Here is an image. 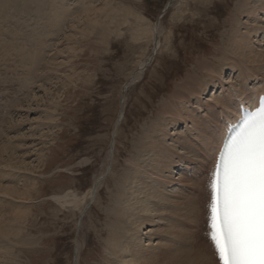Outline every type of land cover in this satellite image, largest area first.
I'll return each mask as SVG.
<instances>
[{
	"label": "rangeland",
	"instance_id": "rangeland-1",
	"mask_svg": "<svg viewBox=\"0 0 264 264\" xmlns=\"http://www.w3.org/2000/svg\"><path fill=\"white\" fill-rule=\"evenodd\" d=\"M64 1L62 14L68 15L54 27L52 38L48 36L52 40L45 38L52 50L46 49L43 65L30 80L27 101H21L17 110L12 107L0 131V149L5 148L0 150V185L21 193L13 201L19 205V221L11 218L10 201L4 202V230H13V237L3 242L6 246H0L13 255L5 264H107L117 225L111 217L116 193L129 184L126 177L122 179L127 162L140 152L142 130L163 121L158 117L159 104L171 95L174 85L194 75L196 63L210 62L223 70L226 82H234L233 72L225 68L224 53L239 31L250 35V49L264 51V17L256 12L262 22L253 33L248 27L256 22L243 13L252 0ZM17 4L22 9L4 12L10 19L2 22L1 31L15 43L0 36L2 68L11 62L15 48L32 44L41 29L28 3ZM54 6L50 4L49 11L59 14ZM19 32L29 34V40L20 42ZM144 59L148 61L144 71L134 76ZM17 67L5 66L8 72ZM248 74L264 77L258 71ZM219 94L209 90L203 99ZM8 114L0 111L2 116ZM184 130L182 125L168 129L174 138ZM9 160L20 166L16 174L3 168L2 162ZM174 171L182 175L179 168ZM151 229L139 231L142 247L160 242L148 241Z\"/></svg>",
	"mask_w": 264,
	"mask_h": 264
},
{
	"label": "bare ground",
	"instance_id": "bare-ground-1",
	"mask_svg": "<svg viewBox=\"0 0 264 264\" xmlns=\"http://www.w3.org/2000/svg\"><path fill=\"white\" fill-rule=\"evenodd\" d=\"M7 1H12V3L8 4ZM19 1L28 3L27 6L31 9L29 11L33 12L34 17L37 18L41 29L35 35L38 37H30L32 44H25V48L22 49L15 48L16 53L13 58L15 62L17 61L18 67L12 62L13 58H10L11 62L5 64L4 68L0 65V111H6L7 114L12 107L15 108L28 97L30 80L43 65L44 54L50 45L45 42V38L48 36L52 38L54 27L61 25L68 15L67 12L65 15L62 14L66 9L64 0H1L0 36H3L2 22L10 19V15L5 14L6 10L11 9L12 12H16L22 9L23 6L17 4ZM252 1L251 6L244 5L243 13L247 15V18L256 22L248 27V30L253 32L255 26L257 27V24L262 22L261 18L256 16V12L264 17V0ZM50 4H54V8L58 9L60 13L55 14L54 11H49ZM27 22L26 25H29ZM32 26L29 28L33 29ZM19 33L23 35L22 38L20 37V42L29 40V34ZM20 35L16 37L18 38ZM249 36L246 32L241 31L232 35L229 48L224 53L228 57L224 62L225 68H229L233 72L234 82H226L221 76L223 70L210 62L196 63L194 75L186 76L181 83L174 85L171 95L159 104L158 117L163 121L150 125L149 131L142 130L140 152H138L137 158L132 157L133 159L127 162L129 168L127 167L128 170L125 171L122 179L124 180L126 177L129 184L124 186L122 192L116 193L118 201L112 208L114 210L111 217L114 218L117 225L112 236L113 241L109 244L110 248L107 251V264H217L215 253L206 234L207 212L205 205L209 197L204 185L211 171L219 143L225 135L226 123L236 122L233 121V117L238 116L239 105L252 110L256 108L259 95H264V77L248 74L258 71L260 75H264V51L257 53L254 49H250L248 47L251 44ZM3 37L0 38L4 41L11 40L12 44L15 43L9 37ZM51 38L48 40H52ZM49 49L51 48L49 47ZM236 59L238 61L234 62ZM148 61L144 59L138 63V69L134 76L144 71ZM242 61L247 62L248 65L246 66ZM5 66H15L18 69L8 72L9 69ZM51 71L48 69L47 73L50 74ZM200 75L205 76L206 79L201 80L198 77ZM8 78L10 81H7ZM215 89L220 91L218 96L213 95L206 100L203 99L209 90ZM193 112L196 113L193 114ZM10 115L11 112L7 116L0 115V131ZM26 122L28 123V121ZM178 125L184 126L185 130L181 134L178 132V136L174 138L172 137L174 133L170 135L168 129H173ZM14 129L16 130V128ZM28 138L26 139L28 140ZM9 144H11L10 141ZM24 145L21 146L24 147ZM13 150L15 149L13 148ZM9 161L2 162L5 171L15 174L17 171L19 172L20 166ZM181 162H185L186 165H179ZM176 168L180 169L182 175L177 176V172L174 171ZM0 178H2L1 175ZM13 188L0 185V246L2 244L6 246L3 242L13 234L11 232L13 230H4L6 214L4 213L6 211L4 204L6 201L11 203L8 210L15 212L11 217L13 221H19L21 216L19 205L13 203L20 199V189L14 190ZM115 221L113 222L115 223ZM181 226L186 231L181 229ZM145 227L153 228L147 232L146 238L148 241L152 238L159 239L160 242L155 245L156 247L153 245L151 247L141 246L142 234L139 231ZM11 255L10 249L0 247V264H5L4 261Z\"/></svg>",
	"mask_w": 264,
	"mask_h": 264
},
{
	"label": "snow or ice",
	"instance_id": "snow-or-ice-1",
	"mask_svg": "<svg viewBox=\"0 0 264 264\" xmlns=\"http://www.w3.org/2000/svg\"><path fill=\"white\" fill-rule=\"evenodd\" d=\"M218 153L206 233L217 264H264V103L240 118Z\"/></svg>",
	"mask_w": 264,
	"mask_h": 264
}]
</instances>
